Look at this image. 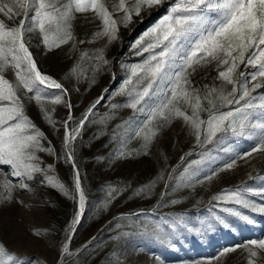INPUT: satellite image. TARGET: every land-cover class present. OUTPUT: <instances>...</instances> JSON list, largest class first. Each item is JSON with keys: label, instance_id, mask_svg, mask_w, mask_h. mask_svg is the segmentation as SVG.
I'll use <instances>...</instances> for the list:
<instances>
[{"label": "snow or ice", "instance_id": "6c2138e0", "mask_svg": "<svg viewBox=\"0 0 264 264\" xmlns=\"http://www.w3.org/2000/svg\"><path fill=\"white\" fill-rule=\"evenodd\" d=\"M164 2L165 0H0V16L4 17L0 19V205L12 203L17 189L31 190L29 182L40 175L42 184L46 183L64 196L77 201L68 229L70 234L75 231V225L79 224L85 212L86 195L72 145L89 121L96 104L103 99L101 96L86 110L75 128L69 127L71 115L62 122L65 128V160L72 164L74 173V191H70L56 176L48 174L53 167L51 164L45 168L40 163L41 157L37 153L51 154L55 149L42 143L45 134L27 114L26 101L35 102L43 119L53 128L57 123L53 118L55 109H49L47 105L63 103L69 109L72 105L64 99L67 89L63 84L40 70L26 37L38 32L41 43L48 51L70 42L72 50H76L78 43H85V40H78L75 35L77 16L87 18L91 13L92 20H99L100 24L88 42L95 43L107 38V44H111L118 39L120 26L127 27L132 22L133 15L139 16L142 11L158 7ZM6 21L13 23L9 25ZM107 44L93 50L92 55L87 50L81 51L80 58L69 70V75L87 78L83 68L85 59L93 61L91 67L94 74L109 64L110 61L104 55ZM132 47L137 55L148 53V56L141 63L129 66L130 74L121 85L119 93H126L130 102L125 106L145 114V119L135 126L131 120L124 122L127 127L121 147L116 152L117 157L127 158L133 153L141 154L140 149L129 150L128 141L139 139L142 141V149L147 150L163 128L176 119H182L189 127L195 144L201 149L208 145L219 147L229 136L256 141L249 151L236 154L235 158H230L219 168L211 169L201 179L202 166L217 159L212 155V149L202 150L198 153L199 158L188 161L178 175L173 169L165 181V175L161 172L154 180L137 188L135 195L150 194L159 181H165V188H170L171 191L195 188L196 185L212 181L220 172L232 170L237 166L238 160H247L254 153L264 152V94L254 95L257 89L264 88V0H175L167 14L145 31ZM212 65H215L217 71L215 80L220 83L196 87L191 76L198 68ZM8 72L12 73V79L7 78ZM92 82H95L94 75ZM228 86H231L230 90H227ZM49 89L60 91L59 94H50ZM202 113H207L206 119L202 118ZM108 118H102L100 123H105ZM222 151L230 152L231 149L223 148ZM191 155L192 152L185 153L181 161ZM3 166H8L10 172L4 173ZM9 176L18 178V183H14ZM248 179L264 181V176L257 174L253 177L249 173ZM120 191L110 187L104 207L115 199L114 193L119 194ZM164 195L166 193L162 192L161 196ZM250 197H260L264 201V186H251L242 181L239 185L224 188L214 194L209 201L212 205L208 210L210 215L200 221L198 230H211L213 222L229 227L226 218L213 211V207L219 203L233 205L223 207L224 213L252 223L249 215L240 209L264 214V202ZM168 203L174 205L179 201L173 199ZM155 211L153 208L152 212ZM141 215L145 216L144 221L132 218ZM127 219L129 225L137 228L140 234L152 236L173 247V240L181 230H192L183 215L166 219L162 217L160 221H154L141 210L128 214ZM116 227L120 228L121 225L117 224ZM33 233L40 237L45 234V230L33 229ZM121 235L128 236L130 233L123 232ZM68 240L70 235L62 246L57 264H60L64 256L72 254ZM237 248H243L247 252V264H257L258 260L264 259L261 255L264 253V238L225 247L216 256L206 259L210 264L212 260H219ZM18 261V255L10 252L5 243L0 241V264H18ZM196 264L201 262L196 261Z\"/></svg>", "mask_w": 264, "mask_h": 264}, {"label": "rangeland", "instance_id": "374dc122", "mask_svg": "<svg viewBox=\"0 0 264 264\" xmlns=\"http://www.w3.org/2000/svg\"><path fill=\"white\" fill-rule=\"evenodd\" d=\"M174 2L175 0H165L158 7L142 11L139 16L133 15L132 22L127 27L120 26L118 39L111 44H107V38L95 43L88 42L100 24L99 20H92L91 13L87 18L83 15L77 16L75 35L78 40H85V43H78L76 50H72L70 42L48 51L41 43L38 32L30 33L26 37L40 70L63 84L67 89L64 99L72 105L71 109L63 103L47 105L49 109H55L53 118L57 123L53 128L43 119L38 105L26 101L27 114L45 134L42 143L55 149L51 154L37 153L41 157L40 163L45 168L51 164L53 167L48 174L56 176L70 191H74V173L72 164L65 160V128L62 122L71 115L69 127L75 128L86 110L101 96L103 99L96 104L89 121L72 145L86 195L85 212L79 224L75 225V231L70 234L68 229L77 201L64 196L58 189L46 183L42 184L40 175L29 182L31 190L17 189L12 203L0 205V241L5 243L10 252L18 255V264H57L62 246L69 235L72 254L64 256L60 264H196V261L209 264L206 258L216 256L225 247L264 238V214L241 208L253 221L247 223L224 213L223 207L233 205L223 203L213 207V211L225 217L229 227L213 222L214 227L211 230H198L200 221L210 215L208 210L212 205L209 201L214 194L224 188L239 185L242 181L251 186H264V181L248 179L249 173L253 177L257 174L264 176V152L254 153L247 160H238L237 166L232 170L220 172L212 181L196 185L195 188H180L176 191L165 188L168 173L175 169V174L178 175L188 161L199 158L198 153L202 150L212 149V155L217 159L202 166L201 179L211 169L219 168L230 158H235L236 154L249 151L255 146L254 139L229 136L219 147L208 145L201 149L195 144L189 127L182 119H176L163 128L147 150L142 149L141 140L130 139L128 149H140L141 154L133 153L127 158L116 155L127 127L124 122L131 120L135 126L145 119V114L126 107L130 98L126 93H119L121 85L130 74L129 66L141 63L148 56V53L137 55L132 45L167 14ZM0 19L4 17L0 16ZM6 23L11 25L13 21ZM106 44L104 55L110 61L109 64L94 74L91 67L93 61L85 59L83 68L87 78L69 75V70L79 60L81 51L87 50L92 55L93 50ZM216 76L215 65H212L198 68L191 80L196 87L213 83L218 85L220 82L215 80ZM7 78H13L11 72L7 73ZM230 89L231 86H228L227 90ZM48 91L50 94H59L60 90ZM261 94H264V88L257 89L254 93ZM113 105L119 107L113 108ZM188 111L191 114L190 108ZM106 116L109 117L106 122L100 123ZM201 116L206 119L207 113H202ZM223 148H230L231 151L224 152ZM188 152H192V155L181 161V157ZM3 171L9 173L10 168L3 166ZM161 172L165 175V181L157 182L148 195H135L137 188L154 180ZM9 178L18 183V178ZM110 187L121 191L119 194L114 193L115 199L104 207ZM162 192L166 193L163 197ZM250 198L264 202L260 197ZM173 199L179 203H168ZM18 201L24 203L20 204ZM153 208L156 209L155 212H152ZM141 210L154 221H160L162 217L166 219L183 215L192 230H181L173 240L175 247L162 243L152 236L140 234L137 228L129 225L128 214ZM132 218L144 221L145 216ZM117 224L121 227L117 228ZM33 229H43L45 234L38 237ZM123 232H129L130 235L122 236ZM247 255L243 248H237L219 260H212L210 264H247ZM261 255L264 256V253ZM257 264H264V259L258 260Z\"/></svg>", "mask_w": 264, "mask_h": 264}, {"label": "water", "instance_id": "95a60500", "mask_svg": "<svg viewBox=\"0 0 264 264\" xmlns=\"http://www.w3.org/2000/svg\"><path fill=\"white\" fill-rule=\"evenodd\" d=\"M71 240V239H70ZM70 240L68 241V243L70 244Z\"/></svg>", "mask_w": 264, "mask_h": 264}]
</instances>
